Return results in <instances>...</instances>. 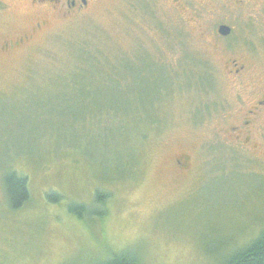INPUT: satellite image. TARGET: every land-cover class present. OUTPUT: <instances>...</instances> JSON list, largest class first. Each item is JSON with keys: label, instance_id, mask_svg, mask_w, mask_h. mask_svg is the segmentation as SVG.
I'll list each match as a JSON object with an SVG mask.
<instances>
[{"label": "rangeland", "instance_id": "1", "mask_svg": "<svg viewBox=\"0 0 264 264\" xmlns=\"http://www.w3.org/2000/svg\"><path fill=\"white\" fill-rule=\"evenodd\" d=\"M64 2L0 0V179L32 192L10 214L0 180V264H220L258 238L264 110L231 128L264 95V0Z\"/></svg>", "mask_w": 264, "mask_h": 264}, {"label": "trees", "instance_id": "2", "mask_svg": "<svg viewBox=\"0 0 264 264\" xmlns=\"http://www.w3.org/2000/svg\"><path fill=\"white\" fill-rule=\"evenodd\" d=\"M81 53L84 54V52ZM114 80L110 78L107 82L116 85V81ZM0 180L3 187V205L7 212L14 214L25 209L32 198L28 176L21 174L12 165L4 169ZM46 200L50 204L64 202V198L58 192L47 194ZM101 200H103V198L101 199L100 193H98L96 203L100 205ZM68 211L79 218H83L86 212L88 214L90 210L84 205L70 204ZM85 264H142V261L136 251L126 248L120 252H114L103 259L88 261ZM220 264H264V230L258 238L251 241V243L242 250L224 258Z\"/></svg>", "mask_w": 264, "mask_h": 264}, {"label": "flooded vegetation", "instance_id": "3", "mask_svg": "<svg viewBox=\"0 0 264 264\" xmlns=\"http://www.w3.org/2000/svg\"><path fill=\"white\" fill-rule=\"evenodd\" d=\"M51 3L53 2H60L63 3V1H65L64 4L65 7H67V9H73L76 8L77 6H80L82 8H84L85 6L88 5L89 2L94 1V0H85L86 4L84 5V3L82 2V0H50ZM244 70V68L241 67V69H238L235 71V73H241ZM264 110V95L261 97H257L254 101H253V108L252 110H250L249 112L246 113V117L248 118L246 121H244V123L240 126V127H232L231 131L236 132V138H234L232 141H237L239 140V138L244 137L243 143L242 145H244V143L246 141L250 140V130L245 131V128H247L250 124H251V120H252V116H257L260 112H262ZM240 141V140H239ZM180 163V162H179Z\"/></svg>", "mask_w": 264, "mask_h": 264}, {"label": "water", "instance_id": "4", "mask_svg": "<svg viewBox=\"0 0 264 264\" xmlns=\"http://www.w3.org/2000/svg\"><path fill=\"white\" fill-rule=\"evenodd\" d=\"M82 2L84 3V5L86 4L85 0H82ZM232 29L228 26H220L218 28V34L222 37H228L231 35Z\"/></svg>", "mask_w": 264, "mask_h": 264}]
</instances>
